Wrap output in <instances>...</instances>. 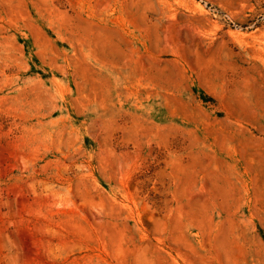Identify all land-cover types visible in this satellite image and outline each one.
<instances>
[{"label":"rangeland","instance_id":"374dc122","mask_svg":"<svg viewBox=\"0 0 264 264\" xmlns=\"http://www.w3.org/2000/svg\"><path fill=\"white\" fill-rule=\"evenodd\" d=\"M0 264H264V0H0Z\"/></svg>","mask_w":264,"mask_h":264}]
</instances>
